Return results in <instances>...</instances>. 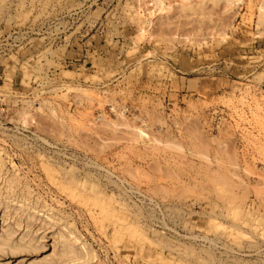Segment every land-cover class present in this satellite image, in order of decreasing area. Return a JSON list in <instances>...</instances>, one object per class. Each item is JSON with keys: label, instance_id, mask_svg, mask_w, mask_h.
Returning a JSON list of instances; mask_svg holds the SVG:
<instances>
[{"label": "rangeland", "instance_id": "1", "mask_svg": "<svg viewBox=\"0 0 264 264\" xmlns=\"http://www.w3.org/2000/svg\"><path fill=\"white\" fill-rule=\"evenodd\" d=\"M80 1L76 14L34 25L25 12L0 8V237L37 247L0 252V264L55 262L59 233L77 239L83 264H264L257 0L241 2L237 14L193 1L157 22L156 37L136 51L131 13L144 0ZM20 16L25 24L16 26ZM228 24L237 34L219 46L173 39ZM155 46L165 63H151L170 77L144 74L139 57ZM182 56L196 67H182ZM96 91L118 126L92 132L73 120ZM131 127L155 143L135 142ZM68 182L76 194L60 186ZM101 200L107 211L122 207L121 217L102 212Z\"/></svg>", "mask_w": 264, "mask_h": 264}, {"label": "bare ground", "instance_id": "2", "mask_svg": "<svg viewBox=\"0 0 264 264\" xmlns=\"http://www.w3.org/2000/svg\"><path fill=\"white\" fill-rule=\"evenodd\" d=\"M195 2L199 4H203L206 2H210L213 5L223 4V11L230 12L235 8V14L238 13V9L240 8L241 2L244 0H144L143 6H140L138 9L134 10L131 13V19L136 23V27L132 31V36L134 41V46L132 47L133 51L139 50L141 48L142 43H150L155 37V25L159 23V21L170 18L171 13L177 9L180 13H185L189 9H191V3ZM82 3L80 0H0V8L2 10H8L13 13H26L27 20L30 22V25H34L39 21L50 19L55 15H74L81 8ZM253 8H251L252 10ZM246 12L241 16L242 22H247L252 20V13ZM183 15V14H179ZM18 18L16 20V26H22L25 24L24 18ZM256 20L257 28L256 31L252 34L254 38H261L264 34L263 30L261 31V27H264V0H257L255 3V17L253 21ZM158 22V23H157ZM237 34L232 24H228L226 27H211L208 31H187L176 33L173 36V39H180L186 42H191L196 37H201L198 42V48L207 47L208 43L212 46H219L222 43L228 41L229 39H233ZM164 55L174 56L172 48H165L162 52ZM183 57V56H182ZM140 62L142 60H147L144 63V74L148 76V74L152 73V71H156L159 77H166L169 75L164 74L160 67H155L153 62L154 59L161 61V63H165L161 58V55L157 53V47L155 46L152 49H148L144 54L140 57ZM194 61V62H193ZM195 60L187 59V57H183L181 61V66L185 69H193L196 66H193L192 63H195ZM149 65V66H148ZM164 67H167L164 65ZM149 68V69H148ZM170 77V76H169ZM91 79H95L92 77ZM173 80V79H171ZM174 81V80H173ZM110 102L108 99H104L99 93L96 91V96L89 100V104H86L81 110H77V116L73 118L78 124L84 125L87 129L95 132V129L100 127L101 124L106 123L109 126H118V123L115 122V119L110 117V114L106 112L104 104ZM36 109L38 111L42 110L41 103H36ZM112 111L119 110L114 107L109 108ZM126 109V108H125ZM97 112L98 115H95L94 112ZM124 110H120V113L116 112V115H123ZM31 119V114H25L22 118V122L27 124ZM130 127V126H129ZM132 128V127H131ZM135 142H142L145 146L151 147L155 140L152 135L142 127H134ZM0 164L1 167L4 164L3 159L0 156ZM77 185L82 184L83 180L76 179L75 181ZM8 183H14V180H8ZM71 182L68 183H60V186L63 189L70 190L71 194L74 195L75 190L79 187L70 186ZM80 189V188H79ZM81 195V198L86 199V195L81 191L78 193ZM83 195V196H82ZM97 200V199H95ZM88 201V198L85 202ZM101 203V211H107V208L104 207V201H99ZM122 207L116 208L112 207L107 212H111L114 217H121L117 212H121ZM56 240L55 245V262L51 264H83L80 263L79 260L82 258L81 249L77 245V239L71 238L69 236L64 235L63 233H59ZM37 249L35 242L33 239H26L24 237L19 240H14V236L12 233H5L0 237V252L11 251L12 253L18 252H30L35 251ZM86 255H89L86 250ZM94 257V255H93ZM34 264H47L43 262H38Z\"/></svg>", "mask_w": 264, "mask_h": 264}]
</instances>
